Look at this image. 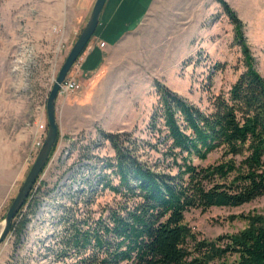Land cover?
Wrapping results in <instances>:
<instances>
[{
	"label": "rangeland",
	"instance_id": "1",
	"mask_svg": "<svg viewBox=\"0 0 264 264\" xmlns=\"http://www.w3.org/2000/svg\"><path fill=\"white\" fill-rule=\"evenodd\" d=\"M223 1L242 22L255 69L264 78V0ZM93 4L0 0V229L37 156L36 125L46 119L48 93ZM101 42L94 35L91 49L87 45L70 70L79 91L56 98V147L29 193L30 200L38 197V206L22 232H9L0 244V264H74V258L56 255L67 209L97 216L112 201L107 191L95 190L104 173L101 161L114 155L102 133H126L141 145L140 161L166 172L162 136L148 129L157 105L155 84L203 110L209 94L228 89L243 71L233 25L216 0H155L137 26L107 38L103 48ZM89 55H98L95 63ZM218 157L214 152L200 164ZM248 213L264 215V196L238 208L191 211L186 220L213 240L243 229L244 221L231 218Z\"/></svg>",
	"mask_w": 264,
	"mask_h": 264
},
{
	"label": "trees",
	"instance_id": "2",
	"mask_svg": "<svg viewBox=\"0 0 264 264\" xmlns=\"http://www.w3.org/2000/svg\"><path fill=\"white\" fill-rule=\"evenodd\" d=\"M216 1L233 25L243 71L228 89L209 94L203 110L155 84L148 129L162 136L166 172L140 161L141 145L126 133H102L114 155L101 161L104 173L95 190L107 191L112 201L97 216L67 209L57 257L74 258V264H264V215L233 216L246 226L213 240L186 220L191 211L238 208L264 196V78L242 22L226 2ZM214 152L218 159L200 164ZM30 194L9 232L20 234L34 215L39 200Z\"/></svg>",
	"mask_w": 264,
	"mask_h": 264
},
{
	"label": "water",
	"instance_id": "3",
	"mask_svg": "<svg viewBox=\"0 0 264 264\" xmlns=\"http://www.w3.org/2000/svg\"><path fill=\"white\" fill-rule=\"evenodd\" d=\"M105 3L106 0H95L86 25L70 49L66 59L64 60L56 75V78L53 81V85L46 99V136L41 148L37 152V156L21 188L19 189L16 197L13 199L5 214L3 225L0 229V244L3 243L9 234L12 221L14 220L18 211L24 205L29 193L31 192L34 184L45 167L53 147L56 144V140L59 135V125L56 118V98L59 87L70 72L72 66L80 57L81 53H83V50L87 47L91 38L95 35Z\"/></svg>",
	"mask_w": 264,
	"mask_h": 264
},
{
	"label": "crops",
	"instance_id": "4",
	"mask_svg": "<svg viewBox=\"0 0 264 264\" xmlns=\"http://www.w3.org/2000/svg\"><path fill=\"white\" fill-rule=\"evenodd\" d=\"M154 3L155 0H106L95 32V38L98 37L103 40V43L107 44V38L120 37L123 31L126 32L137 26ZM96 51L99 52L100 49ZM86 55H88L87 51L83 56ZM97 56L89 55L88 61L95 63Z\"/></svg>",
	"mask_w": 264,
	"mask_h": 264
},
{
	"label": "built area",
	"instance_id": "5",
	"mask_svg": "<svg viewBox=\"0 0 264 264\" xmlns=\"http://www.w3.org/2000/svg\"><path fill=\"white\" fill-rule=\"evenodd\" d=\"M99 46L100 48H103L105 46V43L101 42ZM87 49H91L90 44H88ZM71 73L72 72L70 71L64 79L63 83L60 85L57 97H64L66 99L71 94L77 93L79 91V82L76 80L75 75H72ZM36 131L38 133V136L36 138L35 145L36 149L39 150L43 144L47 132V124L45 118H43L40 123L36 125Z\"/></svg>",
	"mask_w": 264,
	"mask_h": 264
}]
</instances>
